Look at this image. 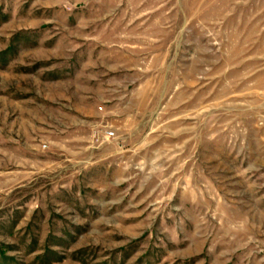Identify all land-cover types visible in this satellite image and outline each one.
Returning a JSON list of instances; mask_svg holds the SVG:
<instances>
[{
	"label": "rangeland",
	"instance_id": "1",
	"mask_svg": "<svg viewBox=\"0 0 264 264\" xmlns=\"http://www.w3.org/2000/svg\"><path fill=\"white\" fill-rule=\"evenodd\" d=\"M0 264H264V0H0Z\"/></svg>",
	"mask_w": 264,
	"mask_h": 264
},
{
	"label": "built area",
	"instance_id": "2",
	"mask_svg": "<svg viewBox=\"0 0 264 264\" xmlns=\"http://www.w3.org/2000/svg\"><path fill=\"white\" fill-rule=\"evenodd\" d=\"M109 136H112V133H109Z\"/></svg>",
	"mask_w": 264,
	"mask_h": 264
}]
</instances>
